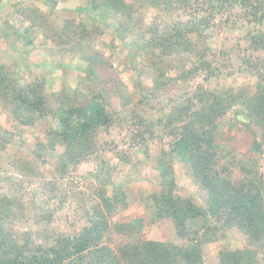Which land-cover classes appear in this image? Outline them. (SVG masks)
<instances>
[{
  "label": "trees",
  "instance_id": "16d2710c",
  "mask_svg": "<svg viewBox=\"0 0 264 264\" xmlns=\"http://www.w3.org/2000/svg\"><path fill=\"white\" fill-rule=\"evenodd\" d=\"M4 1L0 108L14 127L0 125V161L10 147H23L25 136L46 124V140L37 141L35 152L14 155L12 169L36 177L43 174L40 166L49 164L52 174L64 179L92 158L100 168L92 175L99 203L85 209L79 199L83 209L68 218L71 233L56 228L61 218L47 208L58 196V183L44 185L49 197L37 208L34 200L23 201L22 182L0 178V264H264V0H85L81 10L87 17L94 19L101 11L112 22L106 27L114 29V38L144 59L142 66L124 63L123 68L148 76L152 85L147 94L140 81L133 93L122 83L118 76L123 62L114 66L97 46H105L98 43L104 34L100 27L74 19L58 24L55 14L77 0L0 4ZM216 25L244 33L245 47L236 56L225 57L227 52L214 46ZM38 49L53 62L61 60L57 89L44 66L24 64L39 59ZM76 59L87 65L73 84L67 76L74 67L68 63ZM236 76H248L254 83H226ZM115 97L122 99L119 111L109 110ZM231 113L230 127L242 126L253 136L248 156L218 139L220 124ZM112 130L125 134L123 140L136 149L135 155L156 163L157 187L144 210L151 224L172 223V240L146 239L142 219L114 220L125 199L117 201V168L101 155L113 145L103 137ZM158 141L166 143L153 156L151 145ZM115 155L120 163L132 162L123 149ZM180 172L196 193H178ZM4 183L8 192L2 191ZM58 204L62 208L64 200ZM29 205L39 215L32 218ZM25 219H33L34 227L23 232L18 224ZM235 232L245 236L246 245L225 244ZM220 242L211 254L210 247Z\"/></svg>",
  "mask_w": 264,
  "mask_h": 264
},
{
  "label": "rangeland",
  "instance_id": "374dc122",
  "mask_svg": "<svg viewBox=\"0 0 264 264\" xmlns=\"http://www.w3.org/2000/svg\"><path fill=\"white\" fill-rule=\"evenodd\" d=\"M84 1L85 0H77L73 2L68 7V9L66 8L67 10L57 12L55 15L57 17L56 19L58 24L61 26L66 19H74L77 22L85 23L91 28L93 26L100 27V29L103 30L104 34L99 38L98 43H105V46L104 49L99 44L97 46L105 52V55L107 57H110V60L112 63H114V66L118 65L119 61L123 62V66L119 65L121 74L120 76H118L121 79L122 83L127 86V90L129 92L133 93L137 90V83H139L140 81L142 83L143 92L147 94L150 89L149 87L152 85L150 80H148V76H138L136 71H124L123 68L125 66L124 63H126V67L127 65L129 66L128 68H131L134 62L135 64H137V67L140 65L142 66L145 63L144 59L140 58L139 53L132 52V49L130 47L125 48L119 39L114 38V35L116 34L114 29L106 27V22L110 24L111 21L109 20V18H106L101 11L96 12V17L93 15L95 17L94 19L88 18L85 12L81 10ZM25 2H28V0H25ZM4 7H6V1L0 4V10H2ZM6 13L7 12H3L2 10V20L7 18ZM153 15L154 13L147 16V18L145 19L146 23H151ZM181 15L182 14H180L179 16ZM104 17L106 19H104ZM182 18L185 19V15L182 16ZM113 26H115V24H113ZM243 35L244 33L241 34L240 31L231 33L224 28L222 30H219L216 25L213 30L212 42L215 43L214 46H217L220 51L223 50L225 53L227 52L226 54H224L225 57H232L236 56L239 50L245 47ZM37 53L40 56L39 59L35 60V62L27 60L24 62V64L27 63V65L33 67L38 65H41L42 67L44 66L43 69L46 70V77H48V79L54 85L53 87L57 89L58 86L61 85V80L63 77V74L58 67V65L61 63V60L58 58L55 62H53L51 56H49L47 53H44V51L41 49H38ZM129 53L131 54V56H128ZM233 58L236 59V57ZM38 61H40L39 64ZM68 65L73 66L74 68L68 70L69 72L67 79L71 83L77 84L78 81H80V72L83 71L87 64L80 61L79 59H76L70 61ZM226 83L228 85L235 86V84L243 83L253 84L254 80L249 78L248 76H236L233 78H228ZM121 100V98L115 97L112 101V104L109 106V110L114 109L116 111H119L122 106ZM232 123L233 114L231 113L220 124L218 139L220 140V142H224L225 145L233 151H237L244 156L250 155V146L253 137L252 134L242 126H237L236 128L232 129L230 127ZM0 125L4 127V129L8 130L13 129L14 127V125H12V121H10L8 113L4 112L1 108ZM44 126L40 127L34 134L28 133L25 136V144L23 147H10L8 149L7 154L3 156L2 161H0V178L4 179L5 177H9L13 180V182L16 180L22 182L23 186L21 188V191L23 201L25 203H29L30 200H34L37 208H39V204H41L42 201L49 197V193L47 192V190L46 194L43 193L42 188L44 187V185L48 182L58 183L57 185L59 189L57 197L64 194L66 198L60 199V197H54L52 200H50L49 206L47 208L51 211L54 210L53 212H55V214L61 218L55 223L56 228L60 232L71 233L74 229L70 226L71 221H68V218L70 220H73L75 218L74 215L76 214V209L78 210V212L83 209L79 203V199H81L82 202L85 201L83 204V207L85 209H91L93 205H98L99 203V199L95 197L93 192L98 183H96L97 181H95V178H93L92 175H95L99 171L100 162L94 160L95 158L87 160L81 163L76 170H72V172L64 179H61L59 176L52 174V165L50 166L49 164L40 166V172L44 175L40 173L36 177H25L24 175H21L20 173L12 169L13 167L11 166V163L14 162V159L17 157H15L14 155H26L27 152H35L37 141L46 140L42 131ZM124 135L125 134H120L117 130H112V132L103 136L108 142L113 141V145H109L107 150L101 155H105L110 165H113L117 168L113 176L115 185H117L118 187V192H121V194L117 197V201L121 202L125 199V205L123 206V209L120 210L119 214L114 216V220H124L125 222L132 219H142L143 223L145 224L143 235L146 239L158 241L172 240L174 237L172 223L160 222L151 224L147 208L144 210L146 206V200H148L147 197L153 191H155L157 187L156 178H154V171L152 170L153 166H155L156 163L151 159H146L145 156L141 153L135 155L136 149L130 148V146L127 144L128 140H123ZM165 143L166 142L160 143L159 141L153 143L151 145L152 155L157 156L160 153L161 147ZM122 149L126 153H129L128 156L132 161L130 164H123L118 161L115 153L117 151H121ZM58 151L62 152L64 151V148L62 146H58ZM262 169L264 171V164L262 166ZM179 171H182L181 167H179ZM177 177H179V187L177 189L178 193H196V188L184 178L182 172H180ZM4 185L6 186V188H3L2 191L8 192L10 188L9 184L4 183ZM122 192L124 193V195L122 194ZM108 193L110 195H113L112 187H110ZM82 198L86 199L83 200ZM196 199L203 202L199 195L196 197ZM61 200H64V206L62 208H60V205L58 204ZM28 208L29 209L27 210V213L32 218L35 217V214L39 215L37 208H30V205L28 206ZM32 220L25 219L23 221V224H18L19 228L23 232L30 230L31 227H34ZM73 224L77 225L78 223ZM114 237V240L117 242L118 238L116 237V235ZM223 243L224 242H220L212 245L210 247L211 254L217 253L219 246ZM227 243H229L230 246L241 247L246 245L247 241L243 234H241L240 232H235L232 233V235L229 237L228 242L225 241V244ZM112 247L116 248L115 245H112Z\"/></svg>",
  "mask_w": 264,
  "mask_h": 264
}]
</instances>
